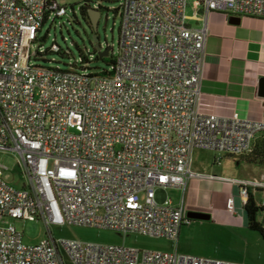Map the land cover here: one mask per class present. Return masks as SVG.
<instances>
[{
  "label": "built area",
  "instance_id": "2783aa9c",
  "mask_svg": "<svg viewBox=\"0 0 264 264\" xmlns=\"http://www.w3.org/2000/svg\"><path fill=\"white\" fill-rule=\"evenodd\" d=\"M189 1L205 14L264 17V0H120L118 53L111 73L101 75L84 72L82 62L67 69L30 62L44 13L66 15L56 0H0V152L18 153L24 179L20 188L11 186L0 165V264H65L64 256L69 264H243L55 240L49 230L93 227L176 246L191 210L171 204L166 189H184L199 177L235 185L241 210L248 192L258 191L257 205L264 208V177L233 179L191 169L194 149L248 153L264 121L200 111L207 34L205 27L187 25ZM225 207L236 212L232 195ZM7 218L40 221L48 237L24 245Z\"/></svg>",
  "mask_w": 264,
  "mask_h": 264
},
{
  "label": "crops",
  "instance_id": "0c3cea01",
  "mask_svg": "<svg viewBox=\"0 0 264 264\" xmlns=\"http://www.w3.org/2000/svg\"><path fill=\"white\" fill-rule=\"evenodd\" d=\"M190 10L189 14L185 13L187 25L191 28L205 27L207 34L200 111L220 117H230L236 113L244 120L264 121V17L230 16L216 11L205 14L202 6L194 10L192 3ZM259 138L260 133H257L252 141ZM196 150L202 149H194L192 155ZM215 153L210 164L199 166L192 161V171L233 179L264 177V163L251 162L243 155ZM175 190H181L182 196L179 202L168 197L171 204L178 206L183 203L191 211L207 213L212 223L220 227L247 228L246 216L241 210L242 201L235 185L199 177L187 180L184 189ZM229 195L234 197L236 212L233 213L227 212L225 207ZM257 195L260 197L258 191L254 192V199ZM255 202L257 204L259 200ZM258 221L264 223V212L259 214ZM189 224L180 227L175 249L179 253L196 256L186 240Z\"/></svg>",
  "mask_w": 264,
  "mask_h": 264
},
{
  "label": "rangeland",
  "instance_id": "374dc122",
  "mask_svg": "<svg viewBox=\"0 0 264 264\" xmlns=\"http://www.w3.org/2000/svg\"><path fill=\"white\" fill-rule=\"evenodd\" d=\"M85 1L93 2L91 6L93 4L100 6L98 10L100 17L95 32L80 17L79 8ZM56 3L65 7L66 15L56 18L54 22L48 20L43 24L38 33L39 39L30 43V62L67 69L69 65L83 60V65L87 66L84 70L86 73L109 70L111 57H116L118 53L120 18L117 12L121 4L120 0H56ZM189 5L185 10L186 14L191 12V1ZM94 34L97 35L102 50L110 47L108 55L104 56L103 59H96L97 55L92 41ZM53 43L60 48L59 53L48 51ZM41 51H47L43 55L44 59L34 58L35 53ZM64 52H67V55H64ZM78 66L80 65L78 64ZM78 71L82 70L79 69ZM214 153L196 150L192 155V161L199 166L208 162L210 164ZM18 159L20 160V157L16 152H0V165L6 168L3 171V179L15 188H20L24 182L17 166ZM166 192L174 202L180 201L181 190L168 188ZM255 200H260V197L257 195ZM6 220L18 233H21V242L24 245H35L48 237L47 228L40 221L12 220L9 218ZM0 225H3V222ZM189 225L191 226L189 234L186 235V240L196 256L243 264H264V238L258 232L250 231L244 227H220L213 224L211 220L206 222L191 221ZM189 225L185 226V229ZM49 230L55 240L75 239L97 244L123 245L141 251L163 253L176 251L173 242L164 238L135 234L123 235L107 229L75 225L50 226ZM64 260L65 264H69L65 256Z\"/></svg>",
  "mask_w": 264,
  "mask_h": 264
},
{
  "label": "trees",
  "instance_id": "16d2710c",
  "mask_svg": "<svg viewBox=\"0 0 264 264\" xmlns=\"http://www.w3.org/2000/svg\"><path fill=\"white\" fill-rule=\"evenodd\" d=\"M85 3L91 6V3L93 2L85 1ZM88 8H91V7L80 5L79 13H80L81 19L84 20L89 26V28L92 30L90 20L88 17V13H87ZM99 8L100 6H98L96 10H99ZM49 16H50V11L47 10L43 15V21L41 23L40 30L46 21L50 20L51 22H54L56 18H60V17H54L53 19H51ZM40 30L38 32H40ZM36 39H39V38L37 37ZM52 45H55V43H53ZM48 51L53 52L50 48ZM46 52L47 51L36 52L34 58L38 57V58L44 59L43 55ZM59 52H60V48L58 47V51L54 53H59ZM64 55H67V52L66 53L64 52ZM96 59H103V57L99 58L97 56ZM84 60L87 61L85 58ZM114 60H115V57L112 56L110 60V67H112V65L114 64ZM80 62L83 63V60H81ZM77 64L78 63L76 62L73 65H69L68 68H75ZM35 65L39 67H48V66H43V65H38V64H35ZM48 68H59V67H48ZM97 73L101 75H107V74H110L111 72L108 70H101L100 72H97ZM243 156L251 162H254L257 164L264 163V132H260V138L257 139V141L255 142L252 141L249 152L244 154ZM243 211L246 216L247 229L253 232H258L262 236V238H264V227H262V224L258 221V216L261 212H264V208L256 204L254 196L251 192H248L246 202L243 206Z\"/></svg>",
  "mask_w": 264,
  "mask_h": 264
},
{
  "label": "water",
  "instance_id": "95a60500",
  "mask_svg": "<svg viewBox=\"0 0 264 264\" xmlns=\"http://www.w3.org/2000/svg\"><path fill=\"white\" fill-rule=\"evenodd\" d=\"M83 5L87 6L86 3H84ZM87 13H88V17H89L90 24L92 27V31L95 32L97 29V24H98V20L100 17V12L96 9L88 8ZM105 23H106V19L104 20V25H105ZM92 41H93L94 50L96 51V55L99 58L108 55L110 47H107L104 50H102V47L99 44V40H98L97 35L94 34L92 36ZM186 218L190 221H209L210 215L207 213H204V212L188 211L186 213ZM262 224H264V223H262Z\"/></svg>",
  "mask_w": 264,
  "mask_h": 264
}]
</instances>
